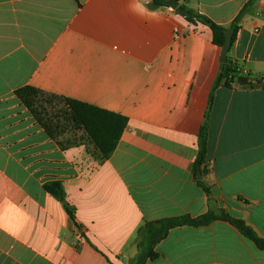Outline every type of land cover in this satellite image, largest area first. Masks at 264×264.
<instances>
[{"label": "crops", "instance_id": "0c3cea01", "mask_svg": "<svg viewBox=\"0 0 264 264\" xmlns=\"http://www.w3.org/2000/svg\"><path fill=\"white\" fill-rule=\"evenodd\" d=\"M249 1L179 5L229 27ZM151 2L0 0V264H130L146 222L210 210L264 237V0L228 54L263 87L220 85L212 102L221 48L211 29ZM25 86L127 117L111 157L100 162L82 130L51 137L17 97ZM51 181L78 226L45 190ZM155 251L146 264H264V250L223 220L171 229Z\"/></svg>", "mask_w": 264, "mask_h": 264}, {"label": "trees", "instance_id": "16d2710c", "mask_svg": "<svg viewBox=\"0 0 264 264\" xmlns=\"http://www.w3.org/2000/svg\"><path fill=\"white\" fill-rule=\"evenodd\" d=\"M180 1L181 0H152L149 7L152 10H158L162 7H166L167 2ZM254 2L255 0H250L229 27L215 23L184 3L180 4L175 9V12L190 23H201L208 26L212 31L213 44L222 49L228 32L232 34L231 46H233L240 29V22ZM220 85H225L227 87L234 86L244 90L263 87L259 79L243 74L240 67L232 61L229 55L227 57V62L220 65V71L210 96V102L213 100L214 90ZM16 95L23 105L28 108L36 121L54 139H58L57 136L59 134L57 133L60 132V129H64L66 125L61 126L59 122L56 123L54 121V119L59 118V114L56 116L52 115L53 117L51 114L56 102L63 103L65 108V122L72 124L76 129L82 130L86 134L89 143L93 146V155L96 156L100 162L108 160L114 153L128 124V118L123 115L78 100L49 94L32 86H25L18 89ZM59 143L61 146H64L63 142ZM198 146L199 152L195 163V174L202 171V168L206 164L208 152V130L206 126L199 132ZM199 184L210 196V189L202 181H199ZM44 188L47 193L63 204L69 217L78 226L75 208L67 201V195L63 184L59 181H51L46 183ZM217 220L231 223L243 236L255 243L259 249L264 250V237H259L244 220L234 218L223 210H210L207 214L198 218L182 216L146 222L137 231L136 243L138 252L130 264H146L149 259H155L157 257L155 247L168 236L171 229L181 226H207Z\"/></svg>", "mask_w": 264, "mask_h": 264}, {"label": "rangeland", "instance_id": "374dc122", "mask_svg": "<svg viewBox=\"0 0 264 264\" xmlns=\"http://www.w3.org/2000/svg\"><path fill=\"white\" fill-rule=\"evenodd\" d=\"M64 104L60 103V102H56L54 104V109L52 111V115H58L59 114V118L54 119V121L56 123L59 122V124H61V126H65L64 129H60V132H58L57 134H59L57 137L58 139H62V140H73L75 137H81L83 135H81V131L76 129L72 124L66 123L65 119H64ZM62 113V114H61ZM54 116V117H55ZM53 117V116H52ZM73 143V142H72Z\"/></svg>", "mask_w": 264, "mask_h": 264}, {"label": "water", "instance_id": "95a60500", "mask_svg": "<svg viewBox=\"0 0 264 264\" xmlns=\"http://www.w3.org/2000/svg\"><path fill=\"white\" fill-rule=\"evenodd\" d=\"M166 5L170 8H172L173 10H175L178 6H179V2H167ZM231 38H232V34L231 32H228L226 34V40L225 43L221 49V56H220V62L221 64H224L227 62V57L231 48ZM197 177L200 180L201 179V173L198 172L197 173Z\"/></svg>", "mask_w": 264, "mask_h": 264}]
</instances>
